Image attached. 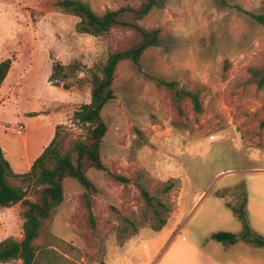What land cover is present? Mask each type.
Wrapping results in <instances>:
<instances>
[{
  "label": "rangeland",
  "instance_id": "1",
  "mask_svg": "<svg viewBox=\"0 0 264 264\" xmlns=\"http://www.w3.org/2000/svg\"><path fill=\"white\" fill-rule=\"evenodd\" d=\"M56 1L0 0V63L11 61L0 87V147L19 176L56 133L58 152L84 138L75 113L90 102V71L132 37L118 29L97 37L78 33L79 18L63 14ZM80 1L99 16L139 5ZM161 1L140 22L160 29V47L148 49L139 68L118 65L114 98L101 111L107 132L100 160L130 183L87 171L97 190L91 227L83 188L65 179L63 202L37 241L44 264H197L180 245L171 249L179 235L221 262L264 264L262 248L211 239L242 232L232 208L243 196L251 230L264 237V86L257 88L253 74L264 67V26L246 15H264V0H226L223 7L217 0ZM157 80L197 93L202 113L183 101L178 114L169 88H158ZM20 211L19 204L0 209V242L21 238Z\"/></svg>",
  "mask_w": 264,
  "mask_h": 264
},
{
  "label": "trees",
  "instance_id": "2",
  "mask_svg": "<svg viewBox=\"0 0 264 264\" xmlns=\"http://www.w3.org/2000/svg\"><path fill=\"white\" fill-rule=\"evenodd\" d=\"M137 8L121 7L96 15L88 4L80 0H57L55 7L63 14L79 18L77 32L94 37L108 34L113 29L129 31L132 34L129 43L114 52H110L100 68L90 71V102L81 105L75 113L77 124L86 128L83 139L72 140L66 149L58 152L55 148L58 133L55 134L40 156L33 162L30 172L19 176L12 172L0 147V209H9L20 205L22 236L19 240L9 238L0 242V264L20 261L22 264H44L38 261L40 247L37 241L44 232L50 215L63 202V181L75 180L84 190L81 195L87 219L94 227L91 197L97 193L96 188L87 177L90 169L105 172L112 181L126 187L130 180L124 176L110 173L100 160V145L107 127L101 118L103 107L114 98L113 82L115 71L122 62H131L139 68L143 54L150 48L160 47L162 34L160 29L146 30L140 22L155 8L162 6L161 0H138ZM220 6H227L226 0H217ZM256 23L264 26V15L246 13ZM11 61L0 63V87L6 78ZM57 66L53 68L56 73ZM64 69V67H60ZM258 77L257 88L264 86V67L253 72ZM157 87H167L172 93L171 103L178 114H183L181 103L189 101L195 114L202 113L199 95L178 89L176 82L157 80ZM19 178L27 186L12 182ZM145 201L151 204L152 197L138 186ZM171 185H169V190ZM29 194L32 199H29ZM246 197L238 208H232L241 222L242 232L233 234L219 232L211 239L222 244L234 245L238 242L264 249V237L254 233L246 217Z\"/></svg>",
  "mask_w": 264,
  "mask_h": 264
},
{
  "label": "crops",
  "instance_id": "3",
  "mask_svg": "<svg viewBox=\"0 0 264 264\" xmlns=\"http://www.w3.org/2000/svg\"><path fill=\"white\" fill-rule=\"evenodd\" d=\"M181 246L185 249L186 254L191 257H195L197 264H237L235 262H221L212 256L207 255L205 252L196 247L192 242H190L185 237L177 236L171 243V249H177L178 246ZM171 250V251H172Z\"/></svg>",
  "mask_w": 264,
  "mask_h": 264
}]
</instances>
